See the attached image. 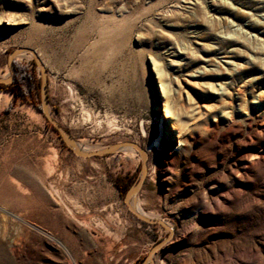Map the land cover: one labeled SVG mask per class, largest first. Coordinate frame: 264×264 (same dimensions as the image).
<instances>
[{
    "label": "rangeland",
    "instance_id": "1",
    "mask_svg": "<svg viewBox=\"0 0 264 264\" xmlns=\"http://www.w3.org/2000/svg\"><path fill=\"white\" fill-rule=\"evenodd\" d=\"M19 48L38 54L47 111L75 141L147 151L130 201L173 233L135 218L112 184L139 176L137 152L62 146L23 52L14 72L31 88L0 91V264H142L168 237L153 264H264V0H0V78ZM161 84L188 128L173 155Z\"/></svg>",
    "mask_w": 264,
    "mask_h": 264
},
{
    "label": "water",
    "instance_id": "2",
    "mask_svg": "<svg viewBox=\"0 0 264 264\" xmlns=\"http://www.w3.org/2000/svg\"><path fill=\"white\" fill-rule=\"evenodd\" d=\"M23 52H28L33 56V61L35 66L38 68L40 72V83H39V104H40V112L44 116V118L47 120V122L52 126V128L56 131L58 134L61 142L64 144L66 148H68L76 157L80 158H94V157H103L106 155H110L113 152H116L118 150H121L122 148H131L135 152H137L140 157H141V165H140V170H139V176L136 180V182L126 191L123 197V202L129 211L135 218H137L139 221L146 223L148 225H160L163 228H165L169 232V237L173 233V229L167 227L163 222L155 219H150L147 218L133 210V208L130 205V200L135 197L142 189L145 178L147 176V159H148V154L147 151L140 146H138L135 143H130V142H123V143H117L113 144L110 146L103 147L101 149L95 150V151H90V152H83L80 151L75 147V141L74 139L70 136V134L63 129L54 119H52L47 111V76L45 69L41 63V61L38 59L37 55L35 52L31 49L28 48H19L16 50H13L8 54L7 57V67L10 73V77L1 79L0 78V84H10L13 79L14 75V66H13V60L14 58L19 55L20 53ZM168 237V239H169ZM162 240L158 243H156L147 253L145 258L142 260V264H147L151 263L153 264V256L160 250V248L167 242V240Z\"/></svg>",
    "mask_w": 264,
    "mask_h": 264
},
{
    "label": "bare ground",
    "instance_id": "3",
    "mask_svg": "<svg viewBox=\"0 0 264 264\" xmlns=\"http://www.w3.org/2000/svg\"><path fill=\"white\" fill-rule=\"evenodd\" d=\"M6 24H9V23H6ZM35 52V51H34ZM20 54H23V53H20ZM19 54V55H20ZM35 54L37 55L38 57V54L35 52ZM39 59V58H38ZM154 66V71L156 72V76L157 78H160L159 76L160 75V71L159 69L157 68L156 65H153ZM6 75H3L1 76V78H5ZM162 85V99H163V105H164V108H165V113H164V116L171 122V127H172V130L175 132V135L177 137V145L171 149L168 154L169 155H173L175 152H178L181 150V147H183L185 145V135L187 134L188 132V128L186 125H181L179 126L178 123H177V119L175 118L174 116V113L169 109V102H168V97L170 95V89L167 88V86L165 84H161ZM207 87L210 88L212 90V93H214L215 95H219L217 93V91H221L222 90V87H217V89H214V88H211L210 84L207 83ZM263 97V94L259 95L258 97ZM186 99H188V96L186 95ZM260 99V98H258ZM8 103V94H5V93H0V110ZM181 116H182V119L183 120H188L189 118V114L188 112L186 111H182L181 113ZM175 122V123H173ZM75 141V140H74ZM75 147L77 149H79L80 151H83V152H90V151H95V150H98V149H101L102 147H98V146H86L84 145L81 141H75ZM121 150L123 151H134L133 149L131 148H122ZM130 205L131 207L133 208V210L147 218H154L153 216H151L150 214H147L145 213L136 203L135 201H130Z\"/></svg>",
    "mask_w": 264,
    "mask_h": 264
},
{
    "label": "trees",
    "instance_id": "4",
    "mask_svg": "<svg viewBox=\"0 0 264 264\" xmlns=\"http://www.w3.org/2000/svg\"><path fill=\"white\" fill-rule=\"evenodd\" d=\"M32 65H34V67H35L34 63H32ZM24 76L25 77H23V79H25V81L27 82L26 86H23L20 83V80L16 78V68H15V72H14V75H13L12 82L10 84H7V85L0 84V91L11 93V95L14 98H16L18 96L24 97L25 96L24 89L31 88L30 76L28 74H25ZM37 89H38V91H37V101L34 104V107L40 112L39 94H38V92H39V84L37 86ZM158 116L162 120L160 114H158ZM52 130L56 133V131L53 128H52ZM57 136H58V134H57ZM58 138H59V136H58ZM59 140H60V138H59ZM61 144H62V146L64 148H66L62 142H61ZM138 173H139V169H138ZM137 178H138V175L135 176L134 178H132L131 176L117 177V178L114 179L112 184H113L114 188L118 191V193L120 195H124L126 193V191L136 182Z\"/></svg>",
    "mask_w": 264,
    "mask_h": 264
},
{
    "label": "crops",
    "instance_id": "5",
    "mask_svg": "<svg viewBox=\"0 0 264 264\" xmlns=\"http://www.w3.org/2000/svg\"><path fill=\"white\" fill-rule=\"evenodd\" d=\"M10 101V97H9V100H8V102Z\"/></svg>",
    "mask_w": 264,
    "mask_h": 264
}]
</instances>
